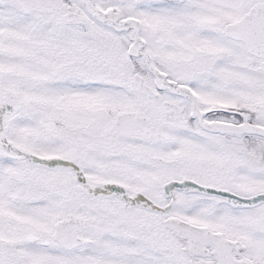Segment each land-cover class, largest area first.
Instances as JSON below:
<instances>
[{"label": "snow or ice", "instance_id": "snow-or-ice-1", "mask_svg": "<svg viewBox=\"0 0 264 264\" xmlns=\"http://www.w3.org/2000/svg\"><path fill=\"white\" fill-rule=\"evenodd\" d=\"M0 264H264V0H0Z\"/></svg>", "mask_w": 264, "mask_h": 264}]
</instances>
